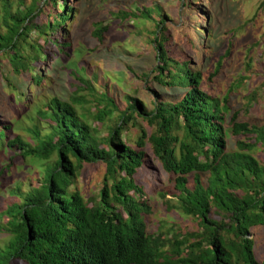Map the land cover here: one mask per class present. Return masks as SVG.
<instances>
[{
    "label": "trees",
    "instance_id": "obj_1",
    "mask_svg": "<svg viewBox=\"0 0 264 264\" xmlns=\"http://www.w3.org/2000/svg\"><path fill=\"white\" fill-rule=\"evenodd\" d=\"M9 1L0 0V147L6 141L11 153L7 170L15 159L53 162L44 168L39 187L3 213L10 236L3 264H264V259H255L249 238L253 228L264 230V123L255 126L231 116L228 127L237 138L236 150H227V97L220 101L203 88L220 63L203 79L190 67L188 54L170 47L160 11L135 8L122 19L148 20L154 27L149 32L154 66L138 76L145 82L152 110L131 95L123 97L121 110L106 90L97 94L90 82L82 81L94 102L92 110H84L88 122L74 109L88 105L85 98H52L45 112H37L46 122V134L35 127L28 130L30 142L9 139L12 123L2 118L5 108L14 116L13 95L17 107L28 100L17 82L40 84L39 67L48 65V56L67 57L70 43L63 35L75 14L69 0H31L27 6L20 0L14 11ZM190 1L182 4V16L203 11ZM181 28L191 29L184 23ZM34 32L38 38H32ZM49 48L52 54L46 52ZM152 82L181 89L180 100L160 99L149 86ZM243 136L252 142L238 139ZM152 160L173 182L167 193L175 206L164 200L167 209L188 217L192 229L176 225V230L171 226L166 232H146L152 208L137 177L144 169L152 170ZM87 165L103 168L100 187L89 196L78 182ZM204 174L208 176L202 182Z\"/></svg>",
    "mask_w": 264,
    "mask_h": 264
},
{
    "label": "rangeland",
    "instance_id": "obj_2",
    "mask_svg": "<svg viewBox=\"0 0 264 264\" xmlns=\"http://www.w3.org/2000/svg\"><path fill=\"white\" fill-rule=\"evenodd\" d=\"M19 1H9L12 11L18 8ZM22 1L27 6L31 0ZM187 2L191 3L190 0H69L75 14L66 24L63 35V39L70 43L66 49L67 57L48 56V65L39 67L42 76L40 84L32 81L29 85L22 80L17 82L20 83L19 93L28 100L17 107V95H13L14 116L10 108H5L2 118L12 123L9 139L19 137L24 142H30L28 130L35 127L41 135L46 134V122L38 119L37 112H45L52 98L63 102L73 97L85 98L88 105L75 106L74 109L88 122L90 117L84 110H92L94 102L82 81L90 82L97 94L106 90L121 110L125 107L123 97L128 95L141 100L146 110H152L145 82L138 76L150 72L154 66L155 52L149 43L154 27L148 20L122 19V15H130L135 8L145 11L151 7L157 8L160 15L166 18L171 36L170 47L188 54L190 67L200 72L203 79L212 75L216 64L220 63L219 71L205 82L203 88L220 101L227 97L229 112L225 124L229 134L227 139L230 138L227 150L235 151L237 138L233 137L228 127L231 116L236 114L237 121L255 126L264 123V0H211L210 4L206 0H194L195 6L203 7V11H188L182 16V4ZM58 3L61 4L62 0H58ZM48 5L52 11L51 5ZM54 12L59 13L57 9ZM1 17L0 7V22ZM183 23L191 29L181 28ZM32 38H38L36 32ZM38 42L42 43V39ZM46 52L52 54L53 49L49 48ZM1 64L4 67L6 62L2 61ZM149 86L160 99L170 102H178L183 94L181 89L161 87L154 82ZM89 124L94 126L92 120ZM238 139L252 142L246 136ZM6 146L4 141L0 147V170H3L0 174V264L4 263L7 255L5 245L10 239L5 233L8 218L3 213L11 205L21 203L28 191L39 187L44 168L53 162L15 159L14 167L7 170L11 153ZM147 152L151 158L150 151ZM149 163L152 170L144 169L137 177L152 208V214L146 217V232H166L171 226L175 230L177 226L192 229L194 225L188 217L180 216L177 209H167L165 201L175 206V199L167 193L172 190L173 182L168 181V176L155 160ZM102 174L100 165L84 167L78 182L86 196L100 187ZM207 176H201L202 182L206 181ZM191 181L192 177H189ZM161 193L166 194L164 199ZM249 238L254 241L255 259L261 262L264 259V230L261 227L253 228Z\"/></svg>",
    "mask_w": 264,
    "mask_h": 264
}]
</instances>
